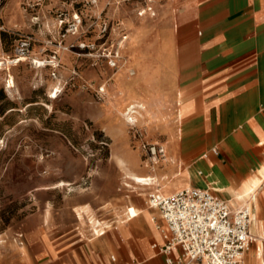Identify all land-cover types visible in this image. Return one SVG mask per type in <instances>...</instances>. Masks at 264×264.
<instances>
[{"label": "crops", "instance_id": "1", "mask_svg": "<svg viewBox=\"0 0 264 264\" xmlns=\"http://www.w3.org/2000/svg\"><path fill=\"white\" fill-rule=\"evenodd\" d=\"M153 8L157 20L131 30L134 78L127 70L119 77L122 103L130 102L124 115H150L144 135L132 140L114 109L101 107L91 121L109 138L110 157L99 166L83 157V171L68 178L39 174L27 190L34 213L19 233H0V264H165L153 249L162 221L146 204L149 192L211 188L232 208L249 206L251 223L264 226V0H155ZM143 142L163 156L142 157ZM254 179L253 195L238 199ZM97 225L101 236L92 234Z\"/></svg>", "mask_w": 264, "mask_h": 264}, {"label": "rangeland", "instance_id": "2", "mask_svg": "<svg viewBox=\"0 0 264 264\" xmlns=\"http://www.w3.org/2000/svg\"><path fill=\"white\" fill-rule=\"evenodd\" d=\"M87 1L0 0V61L12 57L19 39L31 38L27 58L17 65L0 66V233L9 229L10 233H19V222L34 213L27 190L42 172L68 178L83 171V157H97L94 159L99 161L91 165L105 164L106 157H110V141L91 121L101 107L114 109V123H125L124 110L130 102L122 103L124 90L119 86V77L127 70L126 77L134 78L129 71L132 60L126 57L133 41L131 30L157 20L155 0L153 17L151 12L138 16L145 7L143 0H97L96 5ZM75 15L81 24L77 31H72L70 24L68 31ZM124 35L122 60L117 69H111L105 55ZM80 44L94 48L81 49ZM52 57L54 69L37 67L32 61H51ZM53 71L55 79L51 77ZM113 80L114 89L110 91ZM45 85V91H41ZM100 86L106 87L104 96L96 94ZM55 89L57 98H49ZM134 116L135 127L124 125L132 140H137L144 135L139 127L146 125L150 115ZM62 145L67 147L66 152H60ZM143 146L147 149L151 145L143 142L139 148L142 157H150ZM34 153L37 156L31 157ZM59 163L64 168L55 172ZM108 174L114 176L111 169Z\"/></svg>", "mask_w": 264, "mask_h": 264}, {"label": "built area", "instance_id": "3", "mask_svg": "<svg viewBox=\"0 0 264 264\" xmlns=\"http://www.w3.org/2000/svg\"><path fill=\"white\" fill-rule=\"evenodd\" d=\"M127 2V0H121ZM144 9L138 11V16L145 12H152L154 0H143ZM90 5H96L97 0H88ZM118 3V2H117ZM63 24V21H60ZM71 24L72 31H77L81 21L77 15L68 23L67 30ZM69 31V30H68ZM103 31L105 29L103 28ZM124 35L116 48L107 51L105 59L111 69H117L121 55V44L125 42ZM31 38H21L17 41L10 63L17 65L22 59L29 56ZM79 48L92 50L94 45L80 44ZM51 61L32 60L33 64L39 66L56 67ZM44 66V67H46ZM52 78H56L54 71ZM106 87L100 86L96 94L104 96ZM136 110V108H133ZM133 114V113H132ZM135 127L134 124H130ZM146 149V146H143ZM147 154L152 157L156 154L163 156V148L159 146H148ZM148 207L159 211L162 224L158 227L162 245H153V249L166 256L165 264H244L245 255L256 246L257 238L250 233L252 222V210L243 205L232 208L228 203L218 196L211 188H183L171 195L163 196L153 192L146 195ZM99 226L92 230L93 236H101L104 231ZM261 240V249L264 251V239ZM179 251V256L173 259L170 254ZM112 264H117L115 258H111ZM124 264H143L131 261Z\"/></svg>", "mask_w": 264, "mask_h": 264}, {"label": "bare ground", "instance_id": "4", "mask_svg": "<svg viewBox=\"0 0 264 264\" xmlns=\"http://www.w3.org/2000/svg\"><path fill=\"white\" fill-rule=\"evenodd\" d=\"M4 60H5L4 62H3V60L0 61V66L5 65V64H12V63H10V59H4ZM52 91L53 90H51V92L49 93V98L56 99L58 90L55 89L53 94H52ZM124 116L126 117L125 122L127 124L130 125V124H134L136 122V118L133 117L132 115L126 114ZM261 174H262V176H264V171H261ZM151 180L152 179L147 180V179L136 178V181L138 183H142L143 185H150L149 183H151ZM259 184H260L259 179H254L253 182H251L250 185L245 190L243 189L244 190L243 195H237L238 199H241V198H243L245 196L253 195V193L256 191V189H257ZM132 216H133V213H132ZM251 224H252L251 225V230L255 231L257 233L258 238H257V249H256V246H255L254 247L255 250L250 251L249 258H248V264H264V260H261L262 249H261V240H260V239H264V226L261 225L259 220H254L253 223H251Z\"/></svg>", "mask_w": 264, "mask_h": 264}]
</instances>
